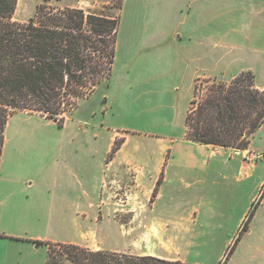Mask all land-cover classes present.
<instances>
[{"label": "rangeland", "instance_id": "rangeland-1", "mask_svg": "<svg viewBox=\"0 0 264 264\" xmlns=\"http://www.w3.org/2000/svg\"><path fill=\"white\" fill-rule=\"evenodd\" d=\"M45 4L116 20L114 60L107 73L106 55H93L104 69L98 85L80 98L64 96L53 119L37 112L10 118L0 162V264H46L45 247L23 241L30 237L63 242L72 235L93 251L167 255L148 222L199 200L182 183L193 179L192 161L209 146L186 139L185 116L213 81L251 72L264 85V0H17L14 20L26 21ZM160 140L167 141L166 169L156 174L149 161L144 173L113 177L116 167L107 165L116 153L155 159ZM212 147L204 148L242 160L244 175L245 163L259 164L255 183L214 188L223 203L214 223L222 229L204 247L192 236L209 218L199 209L189 215L190 231L181 228L163 243L173 264H264V124L247 150ZM218 162H210V173L221 171ZM103 179L107 185L94 190ZM80 182L86 205L71 229ZM49 245L55 255L65 244Z\"/></svg>", "mask_w": 264, "mask_h": 264}, {"label": "trees", "instance_id": "trees-1", "mask_svg": "<svg viewBox=\"0 0 264 264\" xmlns=\"http://www.w3.org/2000/svg\"><path fill=\"white\" fill-rule=\"evenodd\" d=\"M16 6L17 0H0V162L11 117L37 112L53 119L64 96L80 98L98 85L104 69L93 55L100 51L106 55L107 73L111 72L118 24L46 4L26 21H17ZM205 89L201 102L185 116L186 139L247 150L264 124V86L257 88L253 74L243 72L228 82L213 81ZM157 182L159 186L160 179ZM252 215L253 210L248 218ZM60 247L63 250L55 255L48 250L46 264H173L151 256Z\"/></svg>", "mask_w": 264, "mask_h": 264}, {"label": "crops", "instance_id": "crops-1", "mask_svg": "<svg viewBox=\"0 0 264 264\" xmlns=\"http://www.w3.org/2000/svg\"><path fill=\"white\" fill-rule=\"evenodd\" d=\"M264 86V85H263ZM262 86V87H263ZM257 88H262L256 85ZM163 141L162 152H160L155 159H150V154H137L129 153V154H123V153H116V155L111 159V161L108 163V167L115 166V172L113 177H117V174L120 173V171H125L126 173L138 171L140 173H144L145 170H147L150 166L149 161H154L153 168L156 174H159L161 172L162 167L164 166L165 169L167 167V164L165 165V153L163 151L167 150V144L166 140H160ZM213 149L212 146H202L203 149H206V152L202 153L200 158L192 161L191 166L195 169L196 172H194L193 179L189 182H183L182 184L185 185V190L192 193V198L199 199L194 203H191L188 207H186L184 210L179 209L178 214H174L171 216H156L151 217V220L148 222L149 225H156L158 229V245L159 247H163L165 250H167V255H161V254H143V256H151L156 257L162 260H166L168 262H175L176 260L172 258L170 247L163 243V237H169L166 242H171L172 237L175 235V233L179 229L183 228L187 231H190L188 221H189V215L192 212L193 209H199V211H203L205 218L206 215L209 216L207 220H204L203 226H201L197 231L193 229L194 232L192 236L195 238V241L199 242H205L199 244V248L202 246L204 247L206 245L207 240L219 230L222 228H219L217 224L214 223V220L218 218L219 214L218 211L223 206V203L221 200H218L217 197L212 196L214 194V188L216 186H219L222 190V192H225L226 190H230V188L236 187L239 188L241 185H245L246 181L249 180V182L255 183L254 174L256 170L258 169L259 164H255L250 161V163H245L249 166L248 171L244 174V165L243 161L238 158H232L227 159L225 154L220 152H208L207 148ZM219 158V162L217 165H220L222 167L221 171H211L209 170L210 162L212 160H215V158ZM228 160V162H227ZM216 172H219L218 175H215ZM240 176L244 178V180L240 179ZM219 179H217V178ZM264 178V176H263ZM1 180V179H0ZM79 180V179H78ZM80 181V180H79ZM263 181L259 185L262 184ZM108 182L106 180H101L97 185H94V190H96L98 187H105ZM111 183V181H110ZM79 190L81 193H77L76 196L73 198V213L70 217V224L71 229L72 225H74L76 222V215L78 214L80 209H83L86 205V191L84 189V183L80 182ZM210 192V193H209ZM194 199V200H195ZM178 205V204H177ZM210 209V213L206 209ZM211 216V217H210ZM171 224L173 225L172 228H170V232L164 231V225ZM5 234V233H4ZM73 236L71 235L70 239L58 242V241H51L50 239H40L35 237H30L27 240L23 241H29L32 243V245H35V248H38L39 246H44L46 250V255L48 253V245L49 243H61L65 245H74L82 248H86L79 243L75 241V239H72ZM196 245V244H195ZM89 249V248H86ZM91 250V249H89ZM93 251V250H91ZM98 251H105V250H98ZM118 254V253H117ZM200 254V253H199ZM125 255V254H124ZM132 256V255H131ZM176 263V262H175ZM197 264L196 262H194ZM199 264V263H198Z\"/></svg>", "mask_w": 264, "mask_h": 264}, {"label": "water", "instance_id": "water-1", "mask_svg": "<svg viewBox=\"0 0 264 264\" xmlns=\"http://www.w3.org/2000/svg\"><path fill=\"white\" fill-rule=\"evenodd\" d=\"M56 121H54V123H55Z\"/></svg>", "mask_w": 264, "mask_h": 264}]
</instances>
